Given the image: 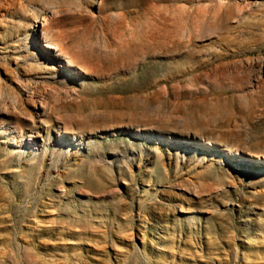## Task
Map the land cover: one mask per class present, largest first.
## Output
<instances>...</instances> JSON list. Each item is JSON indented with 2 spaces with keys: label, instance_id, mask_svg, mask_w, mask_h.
I'll list each match as a JSON object with an SVG mask.
<instances>
[{
  "label": "rangeland",
  "instance_id": "1",
  "mask_svg": "<svg viewBox=\"0 0 264 264\" xmlns=\"http://www.w3.org/2000/svg\"><path fill=\"white\" fill-rule=\"evenodd\" d=\"M78 1L0 0V264H264V0Z\"/></svg>",
  "mask_w": 264,
  "mask_h": 264
},
{
  "label": "bare ground",
  "instance_id": "2",
  "mask_svg": "<svg viewBox=\"0 0 264 264\" xmlns=\"http://www.w3.org/2000/svg\"><path fill=\"white\" fill-rule=\"evenodd\" d=\"M6 1H8V0H6ZM17 1V0H16ZM31 1V0H30ZM43 2L44 1H49V0H42ZM55 1V0H54ZM12 2V1H11ZM24 2V1H23ZM26 2V1H25ZM24 2V3H25ZM62 6H66V8H65V11H68V12H72V7H74V8H77V9H81V6H82V4L78 1V0H62ZM82 2V1H81ZM13 3V2H12ZM16 3V2H15ZM28 3V2H27ZM3 4H6L5 6H8L7 5V3H3ZM17 4V3H16ZM13 4H11V6H12ZM25 5V4H24ZM35 5V4H34ZM86 5H87V3H86ZM2 6V5H1ZM4 6V7H5ZM31 6V5H30ZM9 7V6H8ZM8 7H6L7 9H8ZM14 8V7H13ZM31 8V7H30ZM32 8H34V7H32ZM84 8V7H83ZM37 9V8H36ZM1 10V9H0ZM11 10V9H10ZM7 11V10H6ZM61 11H64V10H56V11H53V13L54 14H58V13H60ZM83 11H87V8L85 7L84 9H83ZM4 12V11H3ZM12 12V11H11ZM52 12V11H51ZM46 13H48V12H46ZM50 13V12H49ZM45 14V13H44ZM47 15V14H46ZM50 15H53V14H50ZM61 15V14H60ZM81 15V14H80ZM89 15V14H88ZM2 15H0V17H1ZM13 16V15H12ZM19 16V15H18ZM18 16H17V18H18ZM220 16V15H219ZM218 16V17H219ZM51 17V16H50ZM50 17H49V19H50ZM53 17H54V15H53ZM56 17V16H55ZM16 18V17H15ZM231 18V14H230V12H226V13H224V14H222L220 17H219V19H227V20H229ZM6 19V18H5ZM10 19V18H9ZM8 19V20H9ZM46 19V18H45ZM45 19H43V18H41V26L43 27L44 26V24H45ZM218 19V20H219ZM1 20H3V19H1ZM21 20V19H20ZM23 20V19H22ZM28 20H30V19H28ZM19 21V20H18ZM46 21H47V19H46ZM26 22H27V20H26ZM39 22V21H38ZM40 23V22H39ZM253 27V26H252ZM21 28V27H20ZM17 30H19L18 28H16ZM16 30V31H17ZM18 32V31H17ZM137 30L136 29H133V30H131L130 32H129V37L131 38V40L133 41V40H136V39H138V38H140L139 36H137ZM13 34V33H12ZM22 35V34H21ZM86 35V34H85ZM99 35V34H98ZM139 35V34H138ZM87 36V35H86ZM103 36V35H102ZM102 36H100V37H102ZM7 37V36H6ZM82 37V35H80V37L79 38H81ZM83 39H85L84 37H82ZM6 39V38H5ZM39 41V38L36 36H31L30 37V45L31 46H33L34 48H35V46H36V44H37V42ZM128 39L127 40H124V41H122V42H120V44H121V47L123 46V44H128ZM46 44H48V43H45V47H43L44 49H55V47H52L51 45H46ZM233 44V43H232ZM10 45V44H9ZM16 46V45H15ZM229 46V45H228ZM227 46V47H228ZM234 46V45H233ZM14 47V46H13ZM79 46H78V43L77 42H74L72 45H71V50L73 51L72 52V54H73V56L75 57L74 59L73 58H71V57H69V56H64L63 58H64V61L63 62H61V63H59V67L61 68V69H63L65 72H66V69H70L71 67H75V68H77L78 70H80L81 72H83L84 74H86L87 73V69H85V68H83V67H81L80 65H78V64H80L79 62H81V61H79V60H83V57H82V55L80 54V52H79V48H78ZM236 47V46H235ZM234 47V48H235ZM222 48V47H221ZM1 49V48H0ZM232 49H233V47H232ZM57 50L59 51V49H56V53H55V56H57ZM215 50V49H214ZM227 50V49H226ZM5 51V50H4ZM216 51V50H215ZM218 51V50H217ZM233 51V50H232ZM234 52V51H233ZM236 52V51H235ZM238 52V51H237ZM236 54V53H235ZM234 54V55H235ZM206 55V54H205ZM219 56V55H218ZM225 56V55H224ZM233 56V55H232ZM53 57V56H52ZM211 57V56H210ZM229 58V57H228ZM209 59V58H208ZM207 59V60H208ZM211 59V58H210ZM223 59V58H222ZM207 60H205L204 58H202V57H200V56H198V57H196V59H192V61L190 62V64H192V66H191V68L193 67V68H199V66H207L208 65V61ZM212 60V59H211ZM221 62H223V61H221ZM239 62H240V60H239ZM241 63H243V61H241ZM240 63V64H241ZM213 65H214V63H213ZM234 65H236L235 63H234ZM237 65H239V64H237ZM247 65H249V64H247ZM211 66V65H210ZM216 66V65H215ZM218 66V65H217ZM221 66V65H220ZM240 66V65H239ZM239 66H237V67H239ZM251 66V65H250ZM186 67H188V66H186ZM219 67V66H218ZM235 67V66H234ZM247 67V66H246ZM32 68V67H31ZM250 68V67H249ZM252 68V67H251ZM45 70H47V67L46 68H44ZM105 69V68H104ZM238 69H241V71H242V68L241 67H239ZM243 69H244V67H243ZM224 71L226 70V67H225V69H223ZM222 70V71H223ZM245 70V69H244ZM247 70H249V69H247ZM259 70V69H258ZM201 71H202V69H201ZM229 71V70H228ZM235 71H236V69H235ZM257 71V70H256ZM189 72V71H188ZM191 72V71H190ZM193 72H195V71H193ZM225 72H227V71H225ZM240 72V71H239ZM245 72V71H244ZM258 72V71H257ZM90 73V72H89ZM93 73V72H92ZM224 73V72H223ZM220 76H222V75H220ZM225 79V78H224ZM0 103H1V101H0ZM2 108V107H1ZM0 108V109H1ZM4 110V109H3ZM146 130H149V129H146ZM153 130V129H152ZM150 135H151V138L152 139H156V140H158V139H161V140H163V141H166V143H170V144H175V145H182L183 144V142L181 141V140H176V139H173V138H170V137H165V136H156L153 132H151L150 133ZM161 135V134H160ZM73 140H75V138H73ZM231 161H233V162H242V163H246V161L244 160V159H241V158H239V157H237V155L235 156H231ZM238 165V164H237ZM159 206V205H158ZM178 213H181V212H178ZM162 214V213H161ZM173 214V213H172ZM165 215V214H164ZM168 215V214H167ZM164 224V223H163ZM161 225H162V223H161ZM62 227V226H61ZM169 228V227H168ZM67 233V232H66ZM58 236V235H57ZM60 238V237H59ZM161 238V237H160ZM163 239V238H162ZM71 240V239H70ZM46 243V242H45ZM64 243V242H63ZM62 243V244H63ZM66 243V242H65ZM57 244H60V243H57ZM66 245H68V246H72V245H75V242H72V241H68L67 243H66ZM55 253V252H54ZM56 254V253H55ZM71 254V253H70ZM57 255V254H56ZM90 255V254H89ZM60 256H62V255H60ZM55 257V256H54ZM57 257H58V255H57ZM70 257V256H69ZM65 258V257H64ZM75 258V257H74ZM86 258V257H85ZM84 258V259H85ZM99 258V257H98ZM116 258V257H115ZM52 259H54V258H52ZM72 259V258H71ZM69 260V259H68ZM75 260V259H74ZM117 260V259H116ZM74 262V261H73ZM76 262V261H75ZM87 262H89V261H87ZM114 262H116V261H114ZM71 263V262H70ZM78 263V262H77ZM91 263H93V262H91ZM57 264V263H56ZM87 264V263H86ZM90 264V263H89ZM117 264V263H116Z\"/></svg>",
  "mask_w": 264,
  "mask_h": 264
},
{
  "label": "water",
  "instance_id": "3",
  "mask_svg": "<svg viewBox=\"0 0 264 264\" xmlns=\"http://www.w3.org/2000/svg\"><path fill=\"white\" fill-rule=\"evenodd\" d=\"M228 160L231 161V160H230V157H228ZM231 162H232V161H231ZM233 163H234V162H233ZM234 164H235V163H234ZM235 165H236V164H235ZM245 165H246V164H245ZM245 165H237V166H245Z\"/></svg>",
  "mask_w": 264,
  "mask_h": 264
}]
</instances>
